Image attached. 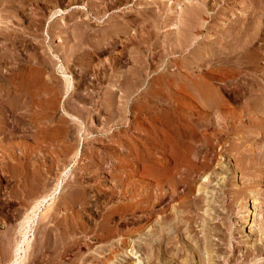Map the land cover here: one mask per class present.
Masks as SVG:
<instances>
[{"label":"rangeland","instance_id":"rangeland-1","mask_svg":"<svg viewBox=\"0 0 264 264\" xmlns=\"http://www.w3.org/2000/svg\"><path fill=\"white\" fill-rule=\"evenodd\" d=\"M150 1L132 0L123 9L109 2L107 15L120 10L136 17L154 7ZM184 1L172 0L177 5L169 22L161 16L155 49H144L141 67L128 36L109 48L104 42L99 51L87 43L73 51L74 22L84 18L76 6L92 0L0 2V264H14L18 246L16 264H112L126 254L134 264L145 253L129 252L134 245L150 244L156 225L172 233L191 211L184 240L194 244L193 237L205 234L220 249L217 259L264 245V186L244 188L253 179L234 169L233 155L218 154L207 170L193 154L196 148L208 152V140L216 148L222 138L215 129L188 127L190 134L173 138L160 154L154 147L160 121L257 119L264 113V14L251 53L223 70V59L209 58V45L200 46L199 65L191 54L195 42L182 53L162 55L165 36L178 35ZM222 6L218 24L243 12L241 5L231 12ZM58 9L63 12L50 22ZM91 20L94 28L108 23ZM147 23L133 25L137 38ZM241 130L222 142L247 137V128ZM260 138L252 135L262 145ZM230 231L240 240L232 250L225 240ZM192 259L188 264L204 263Z\"/></svg>","mask_w":264,"mask_h":264},{"label":"bare ground","instance_id":"bare-ground-1","mask_svg":"<svg viewBox=\"0 0 264 264\" xmlns=\"http://www.w3.org/2000/svg\"><path fill=\"white\" fill-rule=\"evenodd\" d=\"M214 1V4L211 6L207 5V0L184 1L179 15V25H176L178 27V35L175 36V38H169L168 35L165 36L164 45L162 46L163 56H167L175 52L182 53L184 52L183 49L188 44H194L193 42H195V45L193 47L194 51L191 54L195 59L197 58L196 64H198L202 62L201 58L198 59V51L200 52L201 50L200 46L209 45L211 47L209 49L211 50V52L208 53L209 58L213 57V55H217V57L223 59L225 61V66L223 65L225 68L223 70H225L231 69L230 64L232 62V59L236 58V56H247L249 53H251L250 51L252 49L253 39L255 38L257 31H259L261 27L260 24L262 15L264 14V0H236V4H232L234 0ZM0 2H2V0H0ZM109 2H111L112 6L119 5L120 9L128 8L133 4L132 0H110L108 1V3L107 1L105 2V0H92V2L90 3L84 4L83 2L82 4H78L76 6L77 8L82 9L81 11H83L84 18L79 21L77 18V20H75V17H73V19L75 20V26H72V30H75V32L73 31V51L75 52L82 48H85V46L82 45L85 43H87L94 49L101 47L104 42L106 43L104 44L105 46L107 44H112L113 46L116 44L115 42H117L115 40L122 36H128L130 47L132 49V58L141 67L144 62V49L151 48L156 45L157 39H155L156 37L154 36H156L155 31L157 30V28L161 24H163L161 23L162 21L160 22L161 16L164 15V18L162 17L164 19L163 21L169 22V19L172 17V13L177 4L172 2V0H151L150 4L154 7L151 6L148 10H142L138 12L136 14V17H129L120 14V10L118 12L116 11V13L114 12L115 15H107L106 6L107 4H109ZM99 4H102L103 7L101 8L96 6ZM156 5L157 7H155ZM222 5H224L228 9V11H233V8L235 6L241 5V9H243V12H240L241 14L235 13L234 18L232 20H228V22H225L224 24H218L216 21L224 12V9H222ZM62 12V9H58L57 12L51 13L49 16V21L51 22V20L55 16L60 15V13ZM105 15H107L106 19L103 18L105 17ZM91 18H94L95 20L97 19V22L100 21L102 23H108H106L107 25L105 28L101 27V29L100 27H97L96 24L95 27L97 28H94L93 25H91ZM101 19L103 20L101 21ZM138 20H148L147 25L144 26H150V28L145 29L140 25L143 29H145V31L142 29L145 33L140 38H137V34L135 33L137 30H134V32L132 29L133 25H135ZM92 23L96 22L94 21ZM210 33H212V35H209ZM103 47L101 49H103ZM153 48L155 49V47ZM184 68L187 67L185 66ZM197 125H202L204 128L215 129L217 135H220L222 138L218 141L216 148L215 146H212V142L208 140L209 143H206V146H208V152H205L204 148V153L202 152L203 150L201 151L200 149H195L196 151H194L195 153L193 154H195L197 159H201L200 164L202 165V167L204 166L205 169L209 170L211 166L209 165V161L212 162V159H215L218 154L222 156L224 153H227L228 155H233L235 163L234 169L238 172H241L243 176L253 179L249 182L244 183V188H253L259 184H262V186H264V113L260 118L258 117L257 119L247 118L229 120L219 118L215 120H190L188 122L185 120L181 121L168 119L160 121L155 124L153 133V143L156 149V153L160 154L159 151L163 148H166L171 143V141H173V138L182 137L185 135L187 136L188 133L190 134V130H188L187 128L191 127L193 129ZM245 127L247 128V137L238 139V136H235L236 140H233V143L229 144V146L225 145V142H222V140H224V136L226 138V136H228L229 134L238 135L240 134V132H242L241 129H244ZM257 132L261 133L260 139L261 143H263L262 145H259L260 142L252 139V135ZM196 133V130L192 131V134ZM217 147H219V149H217ZM191 149V147L186 149V154L187 152L191 153ZM209 153H212L211 158L208 157ZM219 160L220 157L218 158V161ZM160 200L161 199H158L157 203ZM257 204L259 203H256V201L255 203H253L255 209L256 207H258ZM194 209L197 210L196 208H193V211ZM246 211L247 210H245V217L248 213ZM191 212L190 215L193 214L192 216H195L194 213ZM190 215H187V217L185 216V218L183 217L182 220H184V222H176L175 226L171 229L173 231H171L172 233H164L162 232L163 228L156 225L154 228V238L152 239L150 244L146 246L140 244L134 245L135 247H133V249L129 251L137 254L139 250V252H145L147 254L145 255V253H142L140 255H137V261L134 264H176L178 261L180 263L178 262L177 264H188L190 259H194V257L198 258L200 262L204 260V263L201 264H264V245L260 247L258 246L259 248L254 247L256 253L248 249H246L245 251H243L242 249V251L240 252L241 254L232 255L229 257L223 256L222 259H217L222 255L219 254L220 249L216 248L212 240H210L205 234L201 238L193 237L192 241H195L194 244H191V241L188 242L187 240H184L182 227L185 226L184 224L188 221H190V227V224L193 225L194 221L190 220ZM258 223L256 222V226L258 224V228L263 226L262 220H259ZM258 228L254 230V233H256V230H258ZM236 236L237 235L231 231L228 232L225 236L226 246L231 250L234 249V242H240V240H238ZM176 241L177 243H180V245H178ZM175 243L179 247H173V244ZM203 248L206 250L204 252V254H206L205 256L203 255V253H201V250ZM20 250H22V248L18 246L16 249L15 261L13 262L14 264L17 263V256ZM128 255L129 254L124 255V262L116 263L114 261L112 264H131L132 261H129ZM142 255L143 258L144 256H146V260L141 258ZM139 256L141 259L139 258ZM167 258H169V261H166Z\"/></svg>","mask_w":264,"mask_h":264}]
</instances>
